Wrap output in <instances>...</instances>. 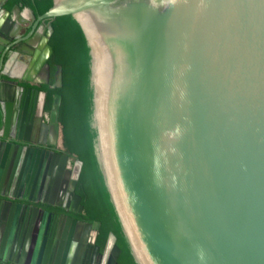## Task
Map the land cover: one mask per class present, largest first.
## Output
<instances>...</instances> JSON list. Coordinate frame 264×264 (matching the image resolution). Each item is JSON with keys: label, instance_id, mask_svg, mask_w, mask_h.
<instances>
[{"label": "water", "instance_id": "95a60500", "mask_svg": "<svg viewBox=\"0 0 264 264\" xmlns=\"http://www.w3.org/2000/svg\"><path fill=\"white\" fill-rule=\"evenodd\" d=\"M5 1L0 29L14 36L24 10ZM25 11L31 35L0 60V75L12 82L0 83V136L42 143L28 136L31 128L23 135L27 112L19 117L14 91L22 81L48 83L50 21L69 14L87 46L94 154L136 264H264V0H52L41 14ZM53 79L52 87L63 85L61 64ZM60 102L57 93L55 118ZM1 155L0 195L9 198L0 200V260L7 261L13 181L5 187ZM81 167L77 160L60 187L56 180L47 203L57 196L58 206L70 208L71 197L79 205ZM104 249L108 264H118L114 233ZM48 253L32 242L9 261L46 264ZM61 259L50 256L53 264Z\"/></svg>", "mask_w": 264, "mask_h": 264}, {"label": "flooded vegetation", "instance_id": "af4514ba", "mask_svg": "<svg viewBox=\"0 0 264 264\" xmlns=\"http://www.w3.org/2000/svg\"><path fill=\"white\" fill-rule=\"evenodd\" d=\"M8 1H5L3 7L11 9L14 5H19L20 9L24 10L23 18H25V21L19 23V28L15 30V34L13 33L14 36L10 35V30L2 33L0 29V60H4L8 54L17 50L24 43L31 35V29L34 24L26 15L25 9L29 7L28 5L22 1L8 5ZM29 22L31 23L30 26H28ZM44 24H46V21H44ZM2 25H4V22ZM13 26L14 24L9 25V28ZM49 39L50 36L48 37V43ZM43 48L42 46L41 49ZM52 53L53 49L47 58V62L50 65V78L48 83H39L37 81L29 83L22 81L18 83L19 86L16 85L14 91L15 98L18 99L17 106L20 104L18 109L19 117L20 114L22 116V110L27 112L25 120L22 121L21 118L24 131L23 135H25L26 127L31 128L28 136L30 138H38L37 140L42 143H35L32 146L23 141L10 142L8 139L0 136L1 158L4 153L6 155L2 167V174H4V181H6L4 185L5 187L8 185L7 182H9V179L13 181L9 189L12 195L11 200L14 203L12 209V222L14 225L11 244L6 252L5 250L3 251L2 255L10 259H15L21 255L25 244L28 248L33 242L39 250L41 249L43 251V254L48 250L49 256L46 264H53L54 262L52 263L50 256L54 255L56 257L58 253L60 258H64L61 259L63 260V264H108L110 252H105V244L101 246L98 242L101 222L98 219H87L88 214L84 210L81 196L76 190L78 179L74 193L80 196L79 205L81 207L74 203L73 197L67 203L70 208L58 206L56 203L60 201V198L57 196L52 198V204L46 202L51 198L50 196L54 185H56V180L58 179V186L60 187L66 171L73 169L75 162L79 160L75 154L66 152L62 140V126L59 122V113L57 118L53 117L51 113L53 98L57 93H53L50 106L48 107L47 91L43 85L52 87L51 85L54 82L53 78L51 80L50 57ZM18 56L23 57L25 61L29 58V54L21 52ZM55 65L57 64L55 63ZM2 82L12 84L10 80L0 75V83ZM29 90L31 93L30 99L33 96V100L27 102L25 98ZM20 97L21 101L19 102ZM52 118H55L54 121ZM16 127L19 128L21 125L19 127L17 125ZM34 128L37 129V137L34 136ZM14 129L12 131L13 134L20 133ZM7 144L9 145L8 147L6 146ZM16 158L18 159L17 163H15ZM62 159L64 160V164L61 168L58 164ZM52 162L53 166H51ZM69 179L68 188L72 179L71 176ZM8 198L0 195V200H6ZM72 208L79 210H73ZM98 221L100 225L97 228L95 241H93L92 233ZM86 224H88V230H85ZM8 232L10 233V230ZM69 256L70 260L68 261ZM9 260H0V264H15ZM25 260L26 258H24ZM61 260L59 264H61ZM34 262L37 263V260ZM38 263L42 264V259Z\"/></svg>", "mask_w": 264, "mask_h": 264}, {"label": "trees", "instance_id": "16d2710c", "mask_svg": "<svg viewBox=\"0 0 264 264\" xmlns=\"http://www.w3.org/2000/svg\"><path fill=\"white\" fill-rule=\"evenodd\" d=\"M22 1L33 8L36 14L45 12L52 0H9L8 5ZM54 30L49 43L53 53L50 57L51 80L55 63L62 65L63 85L47 91L48 107L53 93L61 95L59 122L62 140L67 153H73L82 161L76 190L81 196L88 220L101 222L98 242L103 246L109 232L116 236L120 248L118 264H136L122 234L120 224L109 201L101 172L93 149L94 132L89 125L91 92L88 87V54L81 28L71 15H60L50 21Z\"/></svg>", "mask_w": 264, "mask_h": 264}]
</instances>
